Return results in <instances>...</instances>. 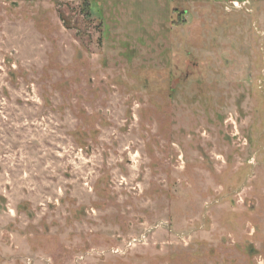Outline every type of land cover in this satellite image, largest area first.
I'll return each instance as SVG.
<instances>
[{
	"label": "rangeland",
	"instance_id": "1",
	"mask_svg": "<svg viewBox=\"0 0 264 264\" xmlns=\"http://www.w3.org/2000/svg\"><path fill=\"white\" fill-rule=\"evenodd\" d=\"M0 264H264V0H0Z\"/></svg>",
	"mask_w": 264,
	"mask_h": 264
}]
</instances>
